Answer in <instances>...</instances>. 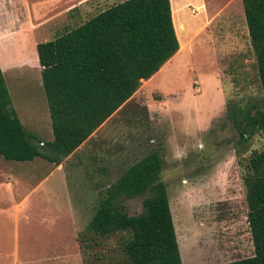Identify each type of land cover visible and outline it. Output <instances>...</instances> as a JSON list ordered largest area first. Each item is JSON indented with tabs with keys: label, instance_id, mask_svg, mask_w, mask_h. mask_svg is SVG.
<instances>
[{
	"label": "rangeland",
	"instance_id": "1",
	"mask_svg": "<svg viewBox=\"0 0 264 264\" xmlns=\"http://www.w3.org/2000/svg\"><path fill=\"white\" fill-rule=\"evenodd\" d=\"M60 1L0 0V66L13 108L30 134L35 132L31 124L47 109L34 61L37 35L52 22L37 27ZM121 1L91 0L87 15L80 14L72 27ZM25 9H30L32 29ZM172 9L181 50L117 115L133 143L126 145L124 169L152 151L159 153L182 264L248 258L253 246L242 177L248 157L264 147V134L241 136L232 115L242 121L252 106L262 109L264 94L242 2L172 0ZM50 169L39 158L0 157V264L113 263L116 239L104 247L102 261L95 259L98 248L86 251L82 239L105 189L119 175L108 183L93 176V181L71 177L62 184L56 176L45 180ZM143 198L120 204L128 215H138Z\"/></svg>",
	"mask_w": 264,
	"mask_h": 264
},
{
	"label": "trees",
	"instance_id": "2",
	"mask_svg": "<svg viewBox=\"0 0 264 264\" xmlns=\"http://www.w3.org/2000/svg\"><path fill=\"white\" fill-rule=\"evenodd\" d=\"M241 2L264 94V0ZM55 27L46 26L36 41L52 141L42 142L24 130L0 67V157L6 161L41 158L57 165L182 48L172 0H124L76 27ZM232 118L241 136L264 134V107L252 106L242 121ZM162 165L152 151L105 190L82 239L86 251L98 248L97 261L116 239L111 264H182ZM242 181L253 256L223 264H264V147L248 157ZM137 197H144L142 212L128 215L120 202Z\"/></svg>",
	"mask_w": 264,
	"mask_h": 264
},
{
	"label": "crops",
	"instance_id": "3",
	"mask_svg": "<svg viewBox=\"0 0 264 264\" xmlns=\"http://www.w3.org/2000/svg\"><path fill=\"white\" fill-rule=\"evenodd\" d=\"M90 1L91 0H61L52 6V8H54V10H52V16L47 20H44L40 24L41 26H38L37 29L50 22H52L53 25H56L55 28L59 31L70 29L80 14H82L81 16L87 15V10L90 7L88 4ZM99 1L105 3L109 0ZM25 14L28 18V25H30V28L32 29V27H34V21L31 18L30 9H25ZM29 34L31 33H27L26 35ZM34 61L36 65H38L41 75V67L38 63L37 55L36 58L34 57ZM155 77L156 76H153L149 80H152ZM142 83H144V81H142ZM138 91L136 93H138ZM136 93L130 99H128V101H126L112 116L102 123L86 141H84L60 163L54 165L53 163H49L48 161L39 158L41 161H43V163H47L49 168H51L45 180L49 177L56 176V183L60 182L64 184L72 181L73 178H75L76 182H81L82 180L86 181L87 179L93 181V176H95L98 179H96L97 181L108 183L110 182L109 178L118 174L119 176L111 181L114 183L130 166L129 165L124 169L127 160L126 148L133 145L132 142H129L131 141V137H129L128 134H124L122 131V126L118 122L117 115L121 110L124 109L126 105L136 100ZM46 113H44V116L38 117L36 122L31 124L32 129L35 130V132L33 131L31 135H33V133L39 135V137H36L42 142H50L53 139L48 107L46 109ZM21 124L23 125V123ZM44 133H47L46 139L40 137V135ZM107 144H111L112 147L107 148ZM40 145H43V143H40ZM55 187L57 186H54V188Z\"/></svg>",
	"mask_w": 264,
	"mask_h": 264
}]
</instances>
